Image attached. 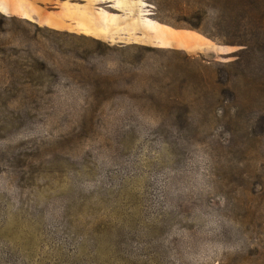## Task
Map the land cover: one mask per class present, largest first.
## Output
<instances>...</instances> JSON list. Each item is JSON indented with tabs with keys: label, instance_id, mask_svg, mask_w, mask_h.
I'll return each instance as SVG.
<instances>
[{
	"label": "rangeland",
	"instance_id": "374dc122",
	"mask_svg": "<svg viewBox=\"0 0 264 264\" xmlns=\"http://www.w3.org/2000/svg\"><path fill=\"white\" fill-rule=\"evenodd\" d=\"M0 264H264V0H0Z\"/></svg>",
	"mask_w": 264,
	"mask_h": 264
},
{
	"label": "trees",
	"instance_id": "16d2710c",
	"mask_svg": "<svg viewBox=\"0 0 264 264\" xmlns=\"http://www.w3.org/2000/svg\"><path fill=\"white\" fill-rule=\"evenodd\" d=\"M201 4H203V3H201ZM202 6L203 5H199L198 7L201 8ZM241 45H242V43H241ZM239 63L240 62L238 60H234V61L229 62L227 64L232 67V66H235V65H237ZM227 92L230 93V95L232 96V99H235L236 98L235 91H233L232 89H230V90H227Z\"/></svg>",
	"mask_w": 264,
	"mask_h": 264
}]
</instances>
